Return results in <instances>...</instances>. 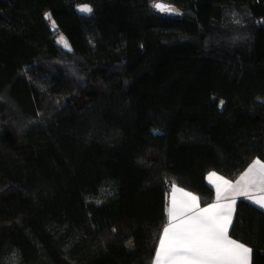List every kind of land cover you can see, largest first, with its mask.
Returning <instances> with one entry per match:
<instances>
[{
	"label": "trees",
	"instance_id": "obj_1",
	"mask_svg": "<svg viewBox=\"0 0 264 264\" xmlns=\"http://www.w3.org/2000/svg\"><path fill=\"white\" fill-rule=\"evenodd\" d=\"M257 158L264 0H0V264H152L172 187ZM230 234L264 264V210Z\"/></svg>",
	"mask_w": 264,
	"mask_h": 264
},
{
	"label": "snow or ice",
	"instance_id": "obj_2",
	"mask_svg": "<svg viewBox=\"0 0 264 264\" xmlns=\"http://www.w3.org/2000/svg\"><path fill=\"white\" fill-rule=\"evenodd\" d=\"M153 7L161 12L175 11L161 3H155ZM78 11L91 14L93 9L83 5L78 7ZM45 17L50 18V14L46 13ZM60 39L68 47L64 38ZM220 103L223 104V101ZM223 185L224 192L231 191L233 194L227 204L219 203L220 185H217V203L203 209L198 207L197 197L191 193H183L179 204L173 196L171 207L167 209L168 226L163 228V236L159 237L154 264H251L253 250L231 239L229 227L237 196L246 197L264 210V163L255 160L235 185L227 180L223 181Z\"/></svg>",
	"mask_w": 264,
	"mask_h": 264
},
{
	"label": "crops",
	"instance_id": "obj_3",
	"mask_svg": "<svg viewBox=\"0 0 264 264\" xmlns=\"http://www.w3.org/2000/svg\"><path fill=\"white\" fill-rule=\"evenodd\" d=\"M257 159H259V160L261 161V163H264V159H262V158H257ZM257 159H255V160H257ZM255 160H254V161H255ZM254 161H253V162H254ZM253 162H252L251 164H253ZM251 164H250V165H251ZM250 165H249V166H250ZM249 166L245 169L244 172L247 171V169L249 168ZM244 172H242V174H241L236 180H230V179H228V178L222 176L221 174H219V173H217V172H210V173L207 175V181H208V183H209V184L214 188V190H215V198H214L213 201H211V202H209V203H206V204L202 203L201 198H200L197 194H195L194 192L189 191V190H187V189H184L183 187H180V186H176V185H174V186L172 187V189H171V192H170V196H169V200H168V206H167V209H168L169 207H171L173 196L176 197L177 203L179 204V202L183 199V193H185V192H187V193H191L192 195H194V196L197 197V204H198V207H199L200 209L206 208V207H208V206L211 205V204H216V203H217V185H220V186H221V189H222V191H221V198H220V200H219V203H220V204H227V203H229V202L231 201V199H232V195H233V194H232L231 191H228V192H224V191H223V188H224L223 181H224V180H227V181H229L231 184L235 185V184L237 183V181L240 180V177L244 174ZM173 189H175L176 191L174 192ZM241 198H245V199H247L246 197H241V196H237V197H236V204L233 205V217H232V223H233V221H234V219H235V213H236L237 203H238L239 199H241ZM167 216H168V214H167ZM167 226H168V222H167V224H166L165 227H167ZM231 226H232V225H231ZM231 226L229 227V237H230L231 239L236 240L237 242L243 243V242H241L240 240H238V239H236V238H234V237L231 236V234H230ZM162 236H163V232H162L161 237H162ZM243 244H245V243H243ZM245 245L248 246V247H250V246L247 245V244H245ZM158 247H159V243H158ZM158 247H157V249H158ZM252 256H253V255H252ZM252 256H251V264H252ZM152 264H154V260H153V263H152Z\"/></svg>",
	"mask_w": 264,
	"mask_h": 264
},
{
	"label": "water",
	"instance_id": "obj_4",
	"mask_svg": "<svg viewBox=\"0 0 264 264\" xmlns=\"http://www.w3.org/2000/svg\"><path fill=\"white\" fill-rule=\"evenodd\" d=\"M159 3L164 4L167 7L175 9V11H173V12H165V13L171 15V16H182L185 13L184 10H182L180 7L176 6L175 4L162 3V2H159Z\"/></svg>",
	"mask_w": 264,
	"mask_h": 264
},
{
	"label": "rangeland",
	"instance_id": "obj_5",
	"mask_svg": "<svg viewBox=\"0 0 264 264\" xmlns=\"http://www.w3.org/2000/svg\"><path fill=\"white\" fill-rule=\"evenodd\" d=\"M53 22H54V21L52 20V27H53L54 29H57V25H56V23L54 22V26H53ZM61 37L64 38V41H66L68 47H65V46H64V43L61 42V39H60ZM58 40H59L60 44L63 45L65 48H69V47H70V46H69V43H68V41H67V39H66V37H65L63 34H59V36H58Z\"/></svg>",
	"mask_w": 264,
	"mask_h": 264
}]
</instances>
